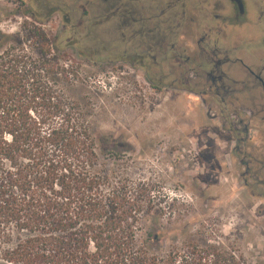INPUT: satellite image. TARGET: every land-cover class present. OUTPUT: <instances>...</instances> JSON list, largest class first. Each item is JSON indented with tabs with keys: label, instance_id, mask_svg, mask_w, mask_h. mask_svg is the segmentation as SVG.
Instances as JSON below:
<instances>
[{
	"label": "rangeland",
	"instance_id": "rangeland-1",
	"mask_svg": "<svg viewBox=\"0 0 264 264\" xmlns=\"http://www.w3.org/2000/svg\"><path fill=\"white\" fill-rule=\"evenodd\" d=\"M22 1L0 0V29L13 33L24 20L40 25L76 71L78 83L66 92L89 106L104 169L124 168L132 180L157 184L160 209L142 219L138 242L167 250L205 237L236 248L246 264H264L263 202L242 185L233 137L190 92L205 89L209 78L200 67L216 59L214 46L250 66L264 61V0H240L241 13L230 0H197V7H190L195 0H116V19L106 0ZM131 12L142 22L130 25ZM203 36L206 50H197ZM175 37L186 44L177 51L182 57L156 50L159 38ZM249 128L252 143L264 124Z\"/></svg>",
	"mask_w": 264,
	"mask_h": 264
},
{
	"label": "trees",
	"instance_id": "trees-1",
	"mask_svg": "<svg viewBox=\"0 0 264 264\" xmlns=\"http://www.w3.org/2000/svg\"><path fill=\"white\" fill-rule=\"evenodd\" d=\"M68 61L33 21L0 29V264H246L205 237L138 242L157 184L104 169L89 106L66 92L79 80Z\"/></svg>",
	"mask_w": 264,
	"mask_h": 264
},
{
	"label": "flooded vegetation",
	"instance_id": "flooded-vegetation-1",
	"mask_svg": "<svg viewBox=\"0 0 264 264\" xmlns=\"http://www.w3.org/2000/svg\"><path fill=\"white\" fill-rule=\"evenodd\" d=\"M106 1L110 3H108V17L116 19L115 10L119 8L117 1ZM230 1L232 4H235L237 10L241 13V1ZM178 3H182L184 6L188 1L185 0L184 3L183 0H173V4L170 6L177 5ZM193 3L195 5L190 7H197L196 5L199 1L195 0ZM131 13L128 18L131 23L130 25L142 22L137 20L140 17H135L133 12ZM191 24L196 27V23L191 22ZM152 28L157 29V27L151 26L150 31ZM178 28L179 24L176 22V28L173 29L172 34L177 37L179 36V32H176ZM133 29L132 27L128 32L132 33L134 31L135 33ZM207 31L209 38L211 35L215 36L211 33L209 27ZM138 32L143 35L145 27H140ZM207 36L197 39V50H206L202 43L209 39L206 38ZM177 37L172 42L159 38L158 43L155 45L156 50L175 53L180 49H186L185 43L182 44L184 46H180L177 43ZM214 39L219 40L220 38L214 37ZM211 52L216 59L206 61L204 67L199 66L204 69V74L209 78L205 89L201 92L192 90L190 92L196 94L201 104L205 106L206 113L210 119L221 122V125L224 127L223 130L233 137L232 151L234 152L235 160L241 165L239 176L242 185L253 196L260 198L264 206V193H262L264 192V128L262 130H254L253 132L257 135L256 141L249 143V134L252 131L249 128V123L256 121L264 124V61L258 59L254 65L250 66L243 60H232L228 57L229 48L227 49V47L223 50H217L216 46H214L211 48ZM179 57H182V54L178 53L176 55L177 59ZM188 60L189 58L183 64H186ZM237 61L242 64V68L237 66ZM178 65L181 67V64Z\"/></svg>",
	"mask_w": 264,
	"mask_h": 264
}]
</instances>
